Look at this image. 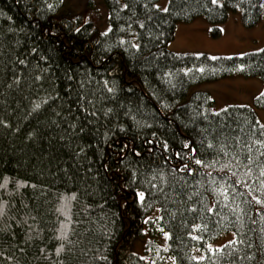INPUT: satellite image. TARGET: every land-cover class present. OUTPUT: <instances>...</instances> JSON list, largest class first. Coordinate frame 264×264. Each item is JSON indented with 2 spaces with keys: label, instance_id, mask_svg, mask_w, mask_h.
<instances>
[{
  "label": "trees",
  "instance_id": "obj_1",
  "mask_svg": "<svg viewBox=\"0 0 264 264\" xmlns=\"http://www.w3.org/2000/svg\"><path fill=\"white\" fill-rule=\"evenodd\" d=\"M105 2L101 33L63 0H0V264H264V87L219 110L192 88L264 83V47H167L177 22L218 35L264 0Z\"/></svg>",
  "mask_w": 264,
  "mask_h": 264
},
{
  "label": "rangeland",
  "instance_id": "obj_2",
  "mask_svg": "<svg viewBox=\"0 0 264 264\" xmlns=\"http://www.w3.org/2000/svg\"><path fill=\"white\" fill-rule=\"evenodd\" d=\"M64 9L79 14L82 20L91 21L95 28L103 33L109 30L110 22L108 7L105 0H63ZM222 2V0H215ZM161 9H166L168 0H159ZM212 27L206 18H196L189 22H179L174 30V37L167 47L174 52L207 53L212 56L241 55L243 53L258 51L264 47V18L253 25L247 26L242 22L241 12H230L227 19L221 25V32L213 35ZM264 83L260 77L234 76L218 80L202 82L194 85L193 89L207 91L212 99L215 109H221L230 104L253 105L254 98L263 90ZM258 118L264 124V108H255ZM156 213L152 212L151 215ZM148 232V230H147ZM150 234V232H148ZM147 234V235H149ZM150 238V235L148 236ZM159 239V240H158ZM158 241L160 237L153 239L158 248L163 249ZM145 241L139 240L136 244V252L146 260L156 258L155 250L150 247L146 250ZM144 245L140 248V245ZM171 261L167 256L166 263Z\"/></svg>",
  "mask_w": 264,
  "mask_h": 264
},
{
  "label": "bare ground",
  "instance_id": "obj_3",
  "mask_svg": "<svg viewBox=\"0 0 264 264\" xmlns=\"http://www.w3.org/2000/svg\"><path fill=\"white\" fill-rule=\"evenodd\" d=\"M159 1V0H158ZM160 7V6H159ZM201 18H203V17H201ZM81 19V18H80ZM196 19V18H195ZM177 23H179V22H177ZM176 23V24H177ZM210 23V22H209ZM223 24V23H222ZM175 27H176V25H175ZM175 27H174V30H175ZM221 32V31H220ZM188 53H191V52H188ZM194 54H199V53H194ZM207 54V53H206ZM209 55V54H208ZM212 56V55H211ZM219 56H222V55H219ZM211 96V95H210ZM217 110H219V109H217Z\"/></svg>",
  "mask_w": 264,
  "mask_h": 264
},
{
  "label": "snow or ice",
  "instance_id": "obj_4",
  "mask_svg": "<svg viewBox=\"0 0 264 264\" xmlns=\"http://www.w3.org/2000/svg\"><path fill=\"white\" fill-rule=\"evenodd\" d=\"M197 163H200V161H197Z\"/></svg>",
  "mask_w": 264,
  "mask_h": 264
}]
</instances>
